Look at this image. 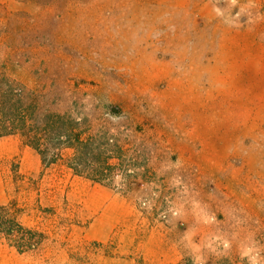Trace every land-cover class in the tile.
<instances>
[{
	"label": "rangeland",
	"instance_id": "374dc122",
	"mask_svg": "<svg viewBox=\"0 0 264 264\" xmlns=\"http://www.w3.org/2000/svg\"><path fill=\"white\" fill-rule=\"evenodd\" d=\"M2 75L80 142L0 138V264H264V0H0Z\"/></svg>",
	"mask_w": 264,
	"mask_h": 264
},
{
	"label": "trees",
	"instance_id": "16d2710c",
	"mask_svg": "<svg viewBox=\"0 0 264 264\" xmlns=\"http://www.w3.org/2000/svg\"><path fill=\"white\" fill-rule=\"evenodd\" d=\"M63 119L61 115L48 114L40 120L36 105L26 100L24 90L8 76H0V138L21 136L24 144L38 152L44 169L57 163L58 150L66 140H72L77 134L80 142L78 133L56 125ZM14 206V201L0 206V239L6 240L20 253L33 251L42 243L43 235L26 228L13 210Z\"/></svg>",
	"mask_w": 264,
	"mask_h": 264
},
{
	"label": "crops",
	"instance_id": "0c3cea01",
	"mask_svg": "<svg viewBox=\"0 0 264 264\" xmlns=\"http://www.w3.org/2000/svg\"><path fill=\"white\" fill-rule=\"evenodd\" d=\"M25 152L28 153V154H33L32 151H30L29 147H28V149L25 150ZM105 190H107V192H108V194H107L108 197L112 198L113 197L112 192L110 190H108V189H105ZM108 197H106V198H108ZM104 203H106V199H104V197H102L101 200H100V204L103 205ZM101 207H103V206H101Z\"/></svg>",
	"mask_w": 264,
	"mask_h": 264
}]
</instances>
